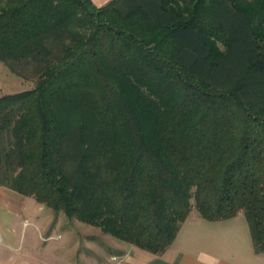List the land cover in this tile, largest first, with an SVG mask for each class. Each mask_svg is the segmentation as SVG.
I'll list each match as a JSON object with an SVG mask.
<instances>
[{"label": "trees", "instance_id": "1", "mask_svg": "<svg viewBox=\"0 0 264 264\" xmlns=\"http://www.w3.org/2000/svg\"><path fill=\"white\" fill-rule=\"evenodd\" d=\"M0 62L36 77L0 185L152 252L242 210L264 251V0H0Z\"/></svg>", "mask_w": 264, "mask_h": 264}, {"label": "crops", "instance_id": "2", "mask_svg": "<svg viewBox=\"0 0 264 264\" xmlns=\"http://www.w3.org/2000/svg\"><path fill=\"white\" fill-rule=\"evenodd\" d=\"M109 1L92 0L97 6ZM32 198L0 185V264H73L72 251L76 248L72 247L65 255L57 254V248L66 249L63 232L52 223L53 213L45 211ZM240 213L207 219L215 225L209 228V236H205L208 233L203 234L199 231L202 228L195 225L202 223L204 217L190 210L173 241L161 252L122 240L112 241L97 251V256L82 254L81 264H264V251L254 250L247 220L239 219ZM190 221L194 222L190 227L192 235L180 244L183 226ZM53 233L58 236L45 238Z\"/></svg>", "mask_w": 264, "mask_h": 264}, {"label": "rangeland", "instance_id": "3", "mask_svg": "<svg viewBox=\"0 0 264 264\" xmlns=\"http://www.w3.org/2000/svg\"><path fill=\"white\" fill-rule=\"evenodd\" d=\"M36 81V77H20L12 73L3 63L0 62V94L5 92H13L19 90H27L33 88ZM33 199V198H32ZM34 200V199H33ZM193 202V199H191ZM35 202V200H34ZM33 203V202H32ZM42 204L43 209L53 213V224L55 223L58 231L63 232L62 241L64 240L66 244V249L62 247L57 248V254L65 255V253L70 252L72 247H75V251H72V261L73 264H81L82 254L91 256H97V251H100L102 248H105L112 241H119V238H116L108 233H104L98 226L90 225L85 222L78 220L77 218H68L62 210H59L55 213L50 207ZM34 207V203L32 204ZM193 211H197L195 207H192ZM239 219L246 221L243 211L240 210ZM52 215V214H51ZM202 223L195 224L202 228L200 232L208 233L204 234L209 236L210 229L215 224L207 219L202 218ZM194 222H186L182 229V238L180 239V244L185 243L187 237L192 235V230L190 227ZM211 227V228H210ZM210 228V229H209ZM30 229V228H27ZM204 229V230H203ZM54 235V236H53ZM46 235L45 238L57 237V233ZM49 236V237H48ZM185 240V241H184ZM53 242V241H52ZM63 243V242H62ZM90 245L89 247L87 246ZM91 247V248H90ZM69 249V251H68Z\"/></svg>", "mask_w": 264, "mask_h": 264}, {"label": "built area", "instance_id": "4", "mask_svg": "<svg viewBox=\"0 0 264 264\" xmlns=\"http://www.w3.org/2000/svg\"><path fill=\"white\" fill-rule=\"evenodd\" d=\"M24 224H27V222L26 221H24ZM49 237V236H48Z\"/></svg>", "mask_w": 264, "mask_h": 264}]
</instances>
